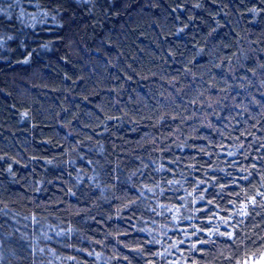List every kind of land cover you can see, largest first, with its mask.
<instances>
[{"label": "trees", "instance_id": "trees-1", "mask_svg": "<svg viewBox=\"0 0 264 264\" xmlns=\"http://www.w3.org/2000/svg\"><path fill=\"white\" fill-rule=\"evenodd\" d=\"M263 255L264 0H0V264Z\"/></svg>", "mask_w": 264, "mask_h": 264}, {"label": "snow or ice", "instance_id": "snow-or-ice-1", "mask_svg": "<svg viewBox=\"0 0 264 264\" xmlns=\"http://www.w3.org/2000/svg\"><path fill=\"white\" fill-rule=\"evenodd\" d=\"M201 199H203V197H201ZM253 203H255V200L253 199ZM247 207V206H245ZM169 211H171V209H168ZM178 211V209H177ZM244 214H247L246 212ZM220 235H225V233H220ZM229 238H232V233H227ZM244 264H249L248 260L244 261ZM255 264H264V257H260L258 260H256Z\"/></svg>", "mask_w": 264, "mask_h": 264}, {"label": "rangeland", "instance_id": "rangeland-1", "mask_svg": "<svg viewBox=\"0 0 264 264\" xmlns=\"http://www.w3.org/2000/svg\"><path fill=\"white\" fill-rule=\"evenodd\" d=\"M262 257H264V255ZM258 259H256V260H258ZM256 260H249V264H255Z\"/></svg>", "mask_w": 264, "mask_h": 264}]
</instances>
